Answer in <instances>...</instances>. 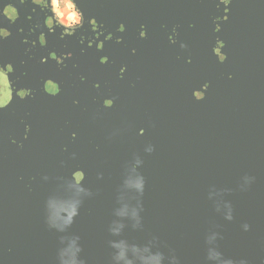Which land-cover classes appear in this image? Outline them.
<instances>
[{
	"label": "flooded vegetation",
	"instance_id": "1",
	"mask_svg": "<svg viewBox=\"0 0 264 264\" xmlns=\"http://www.w3.org/2000/svg\"><path fill=\"white\" fill-rule=\"evenodd\" d=\"M76 1L0 10V264H264V29L114 41Z\"/></svg>",
	"mask_w": 264,
	"mask_h": 264
},
{
	"label": "water",
	"instance_id": "2",
	"mask_svg": "<svg viewBox=\"0 0 264 264\" xmlns=\"http://www.w3.org/2000/svg\"><path fill=\"white\" fill-rule=\"evenodd\" d=\"M19 1L0 0L1 16L7 11L8 3L13 6ZM41 1L47 8L49 7L50 0ZM73 1L78 6L77 1ZM118 2L119 0H89L90 7H94L98 14L95 20L102 24L99 27L101 30L97 34L106 35V37L112 35L114 41L115 37L125 34V31L132 37H143L148 30H155L152 22L156 26L158 22L167 20L169 22L165 29L169 30V33L166 35L173 37L175 42L177 36H180L181 40L179 41L185 46L195 43L196 46L211 47L212 44H215L218 47L220 41L228 40L235 35L244 39L246 48V46L258 42L259 38L255 40L257 28L264 29V26L262 27L261 23L257 22L264 12V0H122V4ZM138 5L142 8L140 9ZM151 5H154L152 9L149 8ZM262 24L264 25V23ZM147 26L149 28H146ZM259 37L261 36L259 35ZM232 41L233 39L225 45L232 46L234 43ZM259 49L264 50V46L253 50L248 48V53L256 52ZM223 73L225 72L223 71ZM245 77L244 75L243 83H245ZM258 77L262 79L257 82V85L262 87L264 66ZM247 83L255 84L248 80ZM256 99L259 100L258 103L254 102ZM252 101L257 108L255 110L259 112L260 116L262 114L264 116V92L261 94L257 90ZM262 121L261 125L264 131V120Z\"/></svg>",
	"mask_w": 264,
	"mask_h": 264
},
{
	"label": "snow or ice",
	"instance_id": "3",
	"mask_svg": "<svg viewBox=\"0 0 264 264\" xmlns=\"http://www.w3.org/2000/svg\"><path fill=\"white\" fill-rule=\"evenodd\" d=\"M189 63H191V61H189Z\"/></svg>",
	"mask_w": 264,
	"mask_h": 264
}]
</instances>
